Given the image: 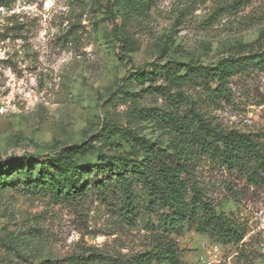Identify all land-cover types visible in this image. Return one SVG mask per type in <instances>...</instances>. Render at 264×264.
<instances>
[{"label": "rangeland", "instance_id": "obj_1", "mask_svg": "<svg viewBox=\"0 0 264 264\" xmlns=\"http://www.w3.org/2000/svg\"><path fill=\"white\" fill-rule=\"evenodd\" d=\"M109 1L0 0V162L54 153L108 125L165 149L170 114L213 132L264 130V69L232 77L230 98L214 102L199 86L176 87L157 72L130 78L172 61L212 65L264 50V0H147L124 22ZM115 142L118 152L134 150ZM3 172L0 264H124L166 231L163 210L132 177L137 197L128 210L118 178L66 199L27 189L22 171L18 180ZM183 177L246 234L227 242L185 224L168 234L180 264H201L213 246L209 264H264V187L205 160Z\"/></svg>", "mask_w": 264, "mask_h": 264}, {"label": "trees", "instance_id": "obj_2", "mask_svg": "<svg viewBox=\"0 0 264 264\" xmlns=\"http://www.w3.org/2000/svg\"><path fill=\"white\" fill-rule=\"evenodd\" d=\"M109 2L116 9L114 18L124 22L129 10L143 7L147 0ZM251 69H264V50L226 56L212 65L172 61L151 66L148 71L136 70L130 78L140 82L157 72L176 87L199 86L208 100L214 102L229 99L230 79ZM166 117L169 145L165 149H152V143L146 139L108 125L107 130L92 138L65 145L54 153L16 156L2 161L0 175L6 171L8 178L18 180L22 171L25 173L22 182L27 189L43 188L55 198L66 199L76 198L90 187L101 192L109 181L118 178L128 210L136 205L137 196L131 187V177L134 178L150 202L157 203L163 210L161 216L166 231L156 235L151 250L126 258L124 264H180L177 244L168 234L180 233L185 224L223 241L241 240L246 228L234 219L217 214L207 195L198 187L191 188L183 175L205 160L220 165L226 172L241 174L255 187H264V130L213 132L207 125H196L186 116L170 114ZM117 139L130 143L133 152L116 151ZM93 153L96 160L87 161Z\"/></svg>", "mask_w": 264, "mask_h": 264}, {"label": "built area", "instance_id": "obj_3", "mask_svg": "<svg viewBox=\"0 0 264 264\" xmlns=\"http://www.w3.org/2000/svg\"><path fill=\"white\" fill-rule=\"evenodd\" d=\"M216 251H217V247L216 246H213L212 248H210L208 250L209 258L207 260H204L203 262H201V264H209L210 263V260H211V256L213 258V257H215L217 255L216 254Z\"/></svg>", "mask_w": 264, "mask_h": 264}]
</instances>
